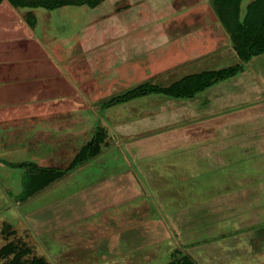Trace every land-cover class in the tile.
Segmentation results:
<instances>
[{"label": "rangeland", "instance_id": "1", "mask_svg": "<svg viewBox=\"0 0 264 264\" xmlns=\"http://www.w3.org/2000/svg\"><path fill=\"white\" fill-rule=\"evenodd\" d=\"M90 6L88 2L84 6L64 5L58 6V9L36 6L34 9L37 12V18L33 16L34 22L36 21L33 25L34 30L40 39L44 40L75 29L76 26H84L89 15L93 13ZM27 9L28 7L22 8V10ZM50 13L53 17L48 18ZM82 23L85 24L81 25ZM230 56L229 63L235 64L239 61L236 56ZM245 66L244 73L227 78L223 80V83H227L228 88L231 89L233 84L236 85L233 89L246 91L248 88L249 90L254 88L255 98L249 97L250 103L238 104L237 97L240 96L235 94V97L229 98L226 105H219V103L212 106L214 112L219 109L222 111L224 108L222 113L217 115L218 119L205 120L204 116L200 115L203 114L199 112L200 109H193L191 114H188L190 119L179 121L171 119L170 108H174L177 102L170 101L166 106L164 105L169 119L162 124L165 126L159 127L160 129L153 128L151 124L152 121L158 120L154 117V106L161 105L163 99L154 98V96L149 97L148 100H133L124 105L113 104L103 112L101 120L96 117L88 119L86 112L81 111L80 105L76 104L69 109L66 107L65 110L68 112L70 110L72 114L69 115L65 111L62 117L64 120L59 121L60 116H50L58 110L57 105L55 103V105H40L36 102L38 100L36 98L33 104H29L34 108L31 112L30 109L29 111L24 109L28 108L25 104L11 105L17 110L24 109L18 113L19 117H15L22 119L14 120L10 115L7 116L13 111H9L4 103H0V247L8 242H24L32 248V255L42 257L53 264H107L106 261L110 255L102 258L100 263L97 261L99 259L97 240H103V245L115 241L122 243L123 250L126 252L127 248L132 251L134 256L131 258L132 264H166L172 254L175 255L173 259H176V256H182V253L188 255L187 247L191 246V248H196L192 251L197 256L195 259L201 261L205 257H198L201 253L203 254V250L198 246L205 244L204 248L213 253L215 251L213 246L216 244L215 241H206L208 237L204 238L205 235L213 233L209 232L211 228L208 227L206 231L200 228L208 224L235 225L237 222L244 226L238 231L253 232L250 236L253 247L248 246L249 240L244 238L246 245L242 246H247V248L242 251H246V254L239 253V250L236 252L239 257L233 258L236 256L233 254L232 259L214 263L210 261L211 257L221 256L217 252L215 255H210L208 252L207 260L210 262L207 261V263L264 264V146L263 149L260 148L261 151L257 157H254L256 153H252L250 148H246L249 151H245L244 157L237 162L239 164L235 163V158L233 161L225 160L222 157L224 154L221 156L219 150L221 143L233 146L238 138L240 139L238 143L243 139L246 140V137L251 140L258 138L262 143L264 142V132L247 131L248 126L243 127V125L240 128L237 127L238 116L253 113V116L259 115L254 123L255 129L257 127L259 130L264 129V54L252 57ZM239 75L243 77L241 81L244 83L236 80V78L239 79ZM252 85L254 87L251 88ZM223 90L228 91L227 88ZM46 91L50 90L47 88ZM22 92L24 93L23 98L31 95L27 88ZM14 96L20 97L21 95L18 93ZM36 96L37 93L34 97ZM203 96L201 93L198 98ZM48 98L50 99L49 93ZM2 99L0 102L3 101ZM73 99L79 101V98L74 97ZM213 101H215L214 98ZM179 104L182 105L181 102ZM93 106L100 111L99 101ZM226 106L229 108H225ZM145 107L147 108L145 113L148 116L151 115L148 118V125L137 126L134 120L141 115L142 112L139 110ZM197 107L201 108V106ZM126 115L128 119L124 120ZM61 122L62 126L64 125L62 128L69 132L70 130L85 132L83 136L75 138H70L71 134L67 136L68 143H75L78 150L85 139H89L93 134L94 130L89 134L90 129H95L99 125L101 131H105L104 143L101 145L100 152L96 157L90 158L77 170L68 173L44 191L19 200L23 170L9 166L10 162H16L22 158L31 160L32 157L41 156L44 158L38 159L39 164L52 167L66 163L58 157L61 153L69 154L70 158L75 154V152L68 153L59 150L60 146H64L63 142L66 137V132L59 129ZM209 122L214 128L218 124L219 126L221 124L220 127L223 128L228 127L231 133L235 134L233 138L224 137L222 141H213L216 143L215 148H219V153L202 151L203 138H205L203 134L193 139H188L181 134V132L188 134L193 127L201 128L204 132L203 126ZM120 124L121 127L128 129L125 130L128 133L124 134L125 136L115 129V127H120ZM167 127L173 129L164 130ZM40 131H46L49 134L44 138V146H37V151L40 152L28 151V144L26 145L28 137L31 133ZM171 131H175L176 135L169 136L173 134ZM20 133L22 135L19 136ZM218 136L212 137L218 140ZM35 138L43 137L35 136ZM191 143H195L196 146L202 145V147L198 148V151L194 150L189 153L192 149ZM183 144L186 145L185 148ZM22 147L24 148L21 149ZM49 149L51 151H48ZM44 150L47 151L45 154L57 158L51 159L45 156ZM194 152H196V160L190 155H195ZM232 154H235V149ZM209 160L211 161L208 162ZM258 178L261 183H256V186L260 188L258 190L260 200L255 199L257 197L251 194L252 191L247 184ZM241 185L243 189L231 190L228 191L229 193L224 190V186L234 189L235 186L241 188ZM177 192L183 195H180L177 201L174 199L176 206H163L171 201L168 196L172 198ZM189 192L192 198L190 200L187 199ZM240 207L261 209L254 221H263L255 228L253 226L246 228L245 225L253 223V220L248 222L243 220L242 216L237 215L239 209L236 208ZM223 209L228 212H224ZM186 233L191 234L195 240L189 242L188 245H185L187 241L184 244L177 241L180 234L185 235ZM234 233L235 229L234 232L228 231L223 235L230 237L235 235ZM219 239L214 238V240ZM219 243L222 244V242ZM177 247L180 251L176 250ZM109 248L106 247L105 250L108 252ZM116 251L120 252L121 248ZM121 253L122 256L126 255L125 252ZM242 254L245 255L241 257ZM115 255L119 259L120 254ZM7 259L0 257V264ZM22 264L26 263L23 261Z\"/></svg>", "mask_w": 264, "mask_h": 264}, {"label": "crops", "instance_id": "2", "mask_svg": "<svg viewBox=\"0 0 264 264\" xmlns=\"http://www.w3.org/2000/svg\"><path fill=\"white\" fill-rule=\"evenodd\" d=\"M76 5L84 6V4H66V6ZM26 7L28 6H13L7 0H3L0 3V100L3 98V101L0 103H4L9 111L12 110L16 112L15 114L13 112L7 114L8 117L10 115L14 120L22 119L15 118L19 117L18 113H21L22 110L28 109L29 111L30 109V112L32 109L34 110L29 104H33L35 98L38 99L36 102H39L40 105L56 104L58 110L50 116H60L59 121L64 120L62 117L65 111L69 115L72 114L70 110L69 112L65 110L66 107L69 109L76 104L80 105L82 108L81 111L86 112L88 119H93V117L95 119L96 117L98 120H101L103 112L108 107L98 111L95 109V106H93L94 103L115 93L145 81H150L152 84L159 86H167L187 75L218 70L233 65L231 64L232 62L229 63L230 55H234L239 59L230 42L226 29L223 27L211 5V0H102L90 6L93 13L87 18L86 24H81H85L84 26H76L75 29L64 31L57 36L44 40H41L40 36H38L34 30L33 25L36 21L34 22L33 18H37L35 7H28L27 10H22V8ZM44 8L58 9V7ZM51 16L53 17L50 13L48 18ZM248 61L246 63H248ZM237 63H240V59ZM246 63L243 64L244 67L241 71L231 77L244 73ZM239 76V79L236 78V80L240 83H244V81H241L243 77L241 75ZM234 85L235 84L231 86L232 89L228 88L229 86L227 83H223V80H221L206 87L190 98H177L162 93H155L130 99L118 105L129 104L133 100H148V98H152V96H154V98L163 99L162 104L158 106L155 105V110H153V113H155L154 117L158 120L152 121L153 123L151 125L156 129L157 127L160 129L159 127L165 126L162 124L169 119L165 106L170 101L177 102L174 108H170L172 114L171 119L179 121L188 120L190 119L188 114H191L190 112L193 109H200L199 112L203 113L200 115H203L205 120H213L218 119L217 115L224 110L223 108V110L221 109L222 111H219V109L214 112V110H212L214 104L220 103L219 105H226L229 102V98L231 96L235 97V94L236 96L237 94L240 96L237 97L238 104L240 105L250 103L249 97L255 98L253 92L254 88H252L254 85L251 86V90L248 88L246 91L233 89L236 86ZM26 88L27 91H30L29 94L31 95L28 98H23L24 93L22 91H24V89L26 90ZM47 88L50 90L49 92L46 91ZM223 88H227L228 91L224 92ZM214 90L218 91L214 92ZM18 93L21 96L15 97L14 95H18ZM35 93H37L36 97H34ZM48 93L50 99L48 98ZM201 93H203L204 96L198 98ZM74 97L79 98V101H75L73 99ZM256 97H258V95ZM213 98L215 101L212 102ZM25 100H28V102H25ZM201 101L203 103H201ZM179 102H181L182 105H180ZM14 103L25 104L28 108L17 110L15 107H11ZM197 106H201L202 109ZM225 108H229V106ZM139 111L142 113L137 116L134 122L137 126L148 125V118L151 115L148 116V114L145 113L147 108L145 107ZM185 114H187L186 117ZM252 114L253 113L241 115L240 117L238 116L237 127L240 128L243 125V127L248 126L249 129H247V131L258 130L264 132V129L259 130L258 127L255 129L254 123L259 118V115L253 116ZM44 115H46V113H44ZM126 119H128L127 115L124 117V120ZM160 122L161 124H158ZM60 125L62 126V122ZM121 126L120 124V127H115L117 131L119 130V134H128L125 131L128 129ZM220 126L218 124V126L216 125L214 128L212 123L209 122L207 125L203 126L204 132H202L201 128L196 129V127H193L188 134L186 132H181V134L188 139H193L195 136L201 137L203 134L205 138H203L204 144L202 151L219 153L220 150V155L222 156V154H224L222 157L227 161H233L234 158L236 160L235 163L240 161V159L244 157L245 151H249L246 148H250L252 153H256L254 157L259 156L258 153L261 151L260 148L263 149L264 142L262 143L258 138H252L251 140L249 137H246V140L243 139L240 143H238L240 141L238 138L235 140L233 146L222 145L221 143L219 145L220 149L215 148L216 143L213 141H222L224 137L229 139L235 136L228 127L223 128ZM62 127L59 129H61L62 132H66V137L63 142L64 146H60L59 150L62 152L76 153L78 149L75 143H68L67 136L71 134L70 138H75L77 136H83L85 132L83 130H70L69 132ZM174 128L178 130L177 127ZM166 129L173 128H164V130ZM93 130V128L90 129L89 134H91ZM174 132L175 131H171L173 134L169 136H175L176 134H174ZM19 135H21V133ZM47 135L49 134L46 131L31 133L30 137L32 138L27 140L28 151L40 152L37 151V145L40 144H37L39 139L35 138V136L43 137L44 141ZM216 135H219L218 140L212 137ZM86 140L88 139H85L84 143ZM43 141L40 144L42 147L44 146ZM61 144L62 143H60V145ZM183 146L185 148L186 145L183 144ZM224 146L227 147L224 148ZM190 147H192V149L189 150V153H192L198 148L201 149L202 145L196 146L195 143H191ZM66 148L68 150H66ZM186 148L188 151V144ZM234 149L235 154H232ZM48 151L51 150L49 149ZM46 152L47 151L44 153ZM194 153L195 155H190L196 160V152ZM45 156H49L51 159L57 158L47 154H45ZM58 157L62 158L64 160L63 162H66L61 166H66L69 161L68 158H70L69 154L61 153ZM210 161L211 160L208 162ZM224 164L227 166L225 162ZM237 164L236 166H238ZM256 183H261L259 178L253 179L247 184H249L248 188L252 191L251 194H255V197H257L255 199L260 200V195L258 194L260 188L256 186ZM225 186L224 190H227V192L243 189L242 185L241 188L235 186L234 189ZM260 192L261 190L259 193ZM180 195L183 194L177 192V194L173 195L174 198L168 196V199L171 201L166 202L163 206L175 207L174 199L177 201ZM190 196L191 194L189 192L187 199H192ZM178 207H180L179 203ZM236 209H239L237 215L242 216L243 220L248 222L251 219L253 220V223L245 225L246 228H249L248 226H253L255 228L263 221H254L256 220L254 218L258 217L257 214L261 212L259 208L250 207L244 209L240 207ZM223 211L228 212L225 211V209H223ZM212 225L215 226L214 229H212ZM208 227L209 229L211 228L209 232L213 233L205 235L204 238L208 237L206 241H215L216 245L213 246L215 251L210 253L207 251L208 249L204 248L205 244L199 245L198 247L203 250V254L201 253L198 257L205 258L204 260L198 261L196 260V254L192 252L196 250V248L188 246L187 254L195 264H209L207 263V256L209 253L210 255H215V252H217V254L221 256L218 258L209 256L211 257L210 261L214 263H222L223 261L232 259L231 257H233V254H236L239 250V253H245L246 251H242L247 248V246H242L246 245L244 238L249 240V244L247 243L248 246L253 247L251 245L252 238L250 237L253 232L238 231L240 228H244L242 224L239 225L237 222L235 225L208 224L200 229L206 231ZM228 228L229 230H227ZM234 229L235 235H231L230 237L223 235L228 231L234 232ZM212 237L220 239L214 240ZM177 241L183 244L187 241L185 245H188L189 242L195 240L192 238L191 234L186 233L185 235L180 234L179 240L177 238ZM219 242H222V244ZM97 244L99 245L98 263L102 261V258H106L107 255H110L106 261L107 264H132L131 258L134 257L132 251L128 248L127 252L123 250L124 245L122 243L111 241V243L103 245V240H97ZM207 244L211 245L210 243ZM106 247H110L108 252L105 250ZM118 248H121L120 252L116 251ZM166 248L169 249L168 247ZM176 250L180 251V248L177 247ZM116 252L120 254L121 258L119 257V259H117L115 255L117 254ZM121 252H125L126 255L122 256ZM239 253L238 255H240ZM245 254H242L241 257ZM169 257L170 260H168L166 264L170 263L171 260L175 258V255L172 254ZM179 257L176 256V259ZM237 257L239 256L236 254L233 258ZM48 263L53 264L51 261Z\"/></svg>", "mask_w": 264, "mask_h": 264}, {"label": "trees", "instance_id": "3", "mask_svg": "<svg viewBox=\"0 0 264 264\" xmlns=\"http://www.w3.org/2000/svg\"><path fill=\"white\" fill-rule=\"evenodd\" d=\"M2 1L0 0V3ZM7 1L13 6H43L51 8L66 4L85 5L87 2L92 6L102 0ZM211 5L227 31L230 42L240 59V63H235L218 70L187 75L167 86H159L150 82L137 84L99 101L100 110L113 104H119L130 99L155 93H162L177 98L193 97L206 87L227 79L241 71L243 64L253 56L264 54V0H250L246 2L245 0H211ZM59 126L62 127L61 125ZM104 136L105 131H101L99 125L96 126L92 136L71 156L66 166L51 167L40 165L38 159L43 158L41 156L32 157L31 160H23L22 158L16 162H8L9 166L23 170L19 200H24V197L28 198L44 191L68 173L77 170L83 163L89 161L90 158L93 159L96 157L100 152L101 145L104 143ZM38 139L37 144H41L43 138ZM39 154L42 155V153ZM25 255H28V257L24 258ZM0 257L8 258L7 261L1 264H22L23 261L26 264H49L46 259L35 256L34 254L32 255V248L24 242L16 243L13 241L1 246ZM168 264L195 263L188 255L182 254L179 258L172 259Z\"/></svg>", "mask_w": 264, "mask_h": 264}]
</instances>
